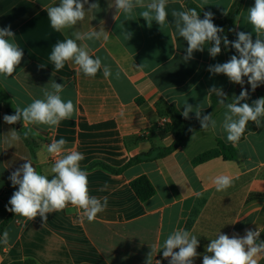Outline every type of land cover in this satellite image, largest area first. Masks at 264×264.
<instances>
[{
	"label": "crops",
	"instance_id": "1",
	"mask_svg": "<svg viewBox=\"0 0 264 264\" xmlns=\"http://www.w3.org/2000/svg\"><path fill=\"white\" fill-rule=\"evenodd\" d=\"M185 1L169 0V21L173 9H188ZM191 1L198 6L205 4V0ZM59 2L0 0V28L10 25L15 34L12 41L24 52L13 76H0V97L14 110L23 108L34 99H43L44 90H51L55 81L64 85L62 99H71L76 108L73 117L62 120L55 129L46 125L25 128L21 120L22 128L35 140L34 150L22 138L12 145L5 142L8 133L17 129L4 122L6 114L0 110V227L11 214L7 211L10 195L18 189L9 180L11 173L29 160L38 173L51 179V167L58 157L48 154L47 147L61 138L67 141V149L84 155L80 166L89 173V194L107 197L108 204L92 222L70 204L48 214L46 221L39 216L28 221L14 215L0 236L7 231L10 237L8 245L0 243V264H147L153 247L151 264H169L160 248L176 229L197 236L199 255L194 264H202L206 246L220 232L243 237L246 230H259V240L264 241V123L256 125V130L238 143L227 140L221 127L226 104L233 102L242 86L207 70L210 65L229 60L223 44L221 54L214 59L206 45L203 52H194L185 62L187 42L176 34L173 24L162 29L155 22L149 26L139 9L125 21L123 14L116 12L114 0H88L89 4L98 3L99 8L88 11L86 4L83 21L57 32L51 27L46 8ZM234 2L206 0L203 10L222 19ZM254 2L245 0L233 32L235 40L239 31L252 33L255 40L246 20ZM125 29L132 33L127 41L121 35ZM93 30L108 32V40L77 43L87 45L93 58H101L112 76L105 78L103 67L96 76H85L71 61L57 70L50 60L53 46L75 39V32ZM244 79L249 99L241 103L252 104L264 97V84L252 91L247 77ZM212 87L222 88L227 96L225 104L211 115L217 121L216 128L194 131L174 152L156 157L159 149L170 147L175 140L165 129L170 118L161 116L164 110L159 104L172 103L183 112V105L188 103L194 108L190 118H196L195 111L207 110L212 96H217L209 92ZM163 118L169 122L163 125ZM196 127L202 126L198 123ZM219 140L234 146L238 157L193 163L195 157L215 148ZM153 148V158L127 167L131 160ZM108 168L123 170L115 173ZM219 175L230 176L232 186L217 191L213 181ZM141 176L148 177L156 189L145 202L131 187V182ZM105 185L107 190L100 191ZM258 264H264V256Z\"/></svg>",
	"mask_w": 264,
	"mask_h": 264
},
{
	"label": "clouds",
	"instance_id": "2",
	"mask_svg": "<svg viewBox=\"0 0 264 264\" xmlns=\"http://www.w3.org/2000/svg\"><path fill=\"white\" fill-rule=\"evenodd\" d=\"M114 3L116 12L122 13L125 21L131 20L139 9L140 17L149 26L155 22L162 29L168 24H173L176 34L187 42L186 54L183 56L185 62L193 58L194 52H203L206 45L213 59L221 54L222 44L224 49L229 47L235 49L238 55H232L228 61L210 65L207 69L213 76L223 74L230 82L242 86L240 94L235 96L233 102L226 104L227 111L224 113L221 127L229 142L238 143L249 121L256 123L258 127L264 123V97L256 99L252 104L241 103L249 99L248 90L243 88L245 77L252 91L264 84V0H255L254 5L247 11L246 20L252 26L255 40L252 33L239 31L236 33L235 41H230L227 35H223L224 29L213 23V13L210 11L205 12L204 18L201 19L196 8L173 9L171 11L173 19L169 21L167 10L169 0H147V2L146 0H114ZM86 4L88 11L99 8L98 3L89 4L88 0H60L58 6L47 7V17L51 27L59 32L83 21ZM205 5L206 0L205 4L199 7L203 9ZM121 35L127 41L131 39L132 33L125 29ZM14 36L10 25L0 28V76L5 78L13 76L24 56L22 48L11 39ZM74 36L75 39L58 41L53 46L50 60L55 68L60 70L66 61H71L85 76H96L102 67L105 78L112 76L110 67L104 65L101 58H93L89 54L87 45L81 46L77 43L99 41L101 38L107 41L108 32L104 30L75 32ZM63 91L64 85L52 82L51 90H44L43 99H34L23 108L16 107L14 115L3 116L4 122L12 125L22 120L25 128L29 125H46L55 129L62 120L71 119L76 112L71 99L67 101L62 99ZM209 92L215 93L219 97V102L225 104L227 96L222 88L212 87ZM183 106L182 116L189 119V114L194 108L188 103ZM202 112L195 111L202 129L209 127L215 129L217 121L211 115H203ZM28 134L26 131L24 137L27 138ZM20 139L18 132L11 130L5 142L12 145ZM66 144L67 141L61 138L53 140L47 147L48 154L58 157L51 167L53 174L51 179L45 174L38 173L29 160H25L26 163L11 173L9 180L13 187L18 186V190L14 191L9 199L8 204L11 207H8L7 211L28 221L38 216L42 221H46L48 214L62 211L70 204L82 210L83 217L88 222H92L107 208V197L98 198L89 194V173L80 166L84 155L76 150L67 149ZM213 183L217 191H224L232 186L233 181L228 175H219L215 177ZM106 190L107 185L100 189V191ZM259 237V230H246L243 237L238 234L230 237L220 232L206 246L202 264H258V259L264 256V241H260ZM9 241V233L5 231L0 237V243L8 245ZM198 245L197 236L188 230L176 229L167 236L160 250H163L162 255L169 260V264H194L195 258L199 255ZM151 249L147 264H151L150 257L155 251L154 247Z\"/></svg>",
	"mask_w": 264,
	"mask_h": 264
},
{
	"label": "trees",
	"instance_id": "3",
	"mask_svg": "<svg viewBox=\"0 0 264 264\" xmlns=\"http://www.w3.org/2000/svg\"><path fill=\"white\" fill-rule=\"evenodd\" d=\"M244 3H245V0H235L228 14L224 18L218 19V18L213 17V23L216 26L224 29L223 35H227L230 41H235V39L233 38L234 31H230V29H235L237 19L241 13ZM185 4L188 9L196 8V10L200 13V18L202 19L204 18V13L206 11H204L196 3H194L191 0H186ZM226 50H227L229 59L232 55H238L236 50L231 47H229ZM220 105L221 103L219 102V97L212 96L210 107L204 112H202V114L212 115ZM159 107H162L164 110L163 114L161 113V116H167L170 118V123L165 127V129L167 132H170L175 137V140L170 147L159 149V152L156 155V157H164V156L171 154L183 144L186 137H188L192 132L204 130L202 129V127L200 128L196 127L197 124L200 123V121L197 118L185 119L182 116V112L176 107L175 104L163 101L161 102V104H159ZM0 110H4L6 115L15 114V110L2 97H0ZM12 125L17 129L19 135L24 140V142L34 150V147L36 146L35 140L31 137L30 134H28L27 138L24 137V133L26 131L22 128L21 121H18L16 124H12ZM189 129H191V131H189ZM255 130H256V124L252 121H249L248 124L246 125L245 132L243 133L241 139H244L245 136L249 132H252ZM152 152H154V148L152 149L151 152L146 153L144 155H141L140 157H137L131 160L128 163L127 167L137 162H141L143 160H149L153 158ZM218 157H222L225 160H234L238 157V152L234 146L227 145L223 141L219 140L215 148L208 150L200 154L199 156L195 157L193 159V163L195 165H199V164L205 163L211 159L218 158ZM108 170L115 172V173H119L123 169L117 170V169L108 168ZM131 187L134 190L137 197L142 202H145L151 199L156 194L155 187L153 186L149 178L146 176H141L135 179L134 181H132ZM12 195L13 193L10 195V198ZM14 215H15L14 213H11L9 218L2 224V226L0 227V236L4 230V227L10 220H12ZM12 264H36V263L33 261H24V262L12 263Z\"/></svg>",
	"mask_w": 264,
	"mask_h": 264
},
{
	"label": "built area",
	"instance_id": "4",
	"mask_svg": "<svg viewBox=\"0 0 264 264\" xmlns=\"http://www.w3.org/2000/svg\"><path fill=\"white\" fill-rule=\"evenodd\" d=\"M169 122V119L168 118H163L162 119V124L164 125L165 123H168Z\"/></svg>",
	"mask_w": 264,
	"mask_h": 264
}]
</instances>
